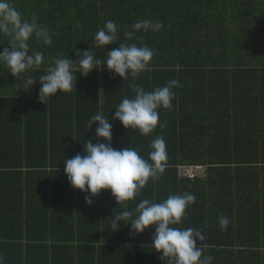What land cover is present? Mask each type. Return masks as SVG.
<instances>
[{
  "label": "trees",
  "instance_id": "16d2710c",
  "mask_svg": "<svg viewBox=\"0 0 264 264\" xmlns=\"http://www.w3.org/2000/svg\"><path fill=\"white\" fill-rule=\"evenodd\" d=\"M10 2L26 19L31 20L35 15L37 23L46 26L52 33V43L45 46L35 39L29 42L30 53L32 50L44 53V63L35 71L29 70L15 78L6 66H0V93L3 95L7 91L6 94H12V97L0 99V256L4 258V264H15L12 260L20 264H158L154 249L147 247L152 242L151 236L134 234L123 224L119 231L113 232L110 229L115 215L123 210L134 211L136 205L144 199L154 201L152 193L140 194L136 201L126 202L125 209L124 205L118 207L115 199L108 198L106 191H102L89 206L85 203L86 193L70 186L64 172V161L78 154L84 155L85 141H92L95 137L93 128L96 124L90 130L88 128V122L95 114L107 116L112 130H118L117 138L114 136L116 142L111 140V147L116 150H123L126 145L141 147L139 155L148 157L150 151L145 150V144L139 142L142 137L138 131L129 129L126 133L124 127L119 129L116 120L112 123L111 113L114 115V110L126 96L135 93L133 84L145 87L146 91L162 87L174 74L177 64L184 65L181 68L198 67L205 80L209 77L207 71L202 70L203 67L210 69L213 81L217 79L219 71L223 75V67L229 64L242 67L234 74L236 77L252 78L253 81L258 78V95L252 99L249 97L248 101L242 98L241 106L234 105L236 113L239 114L240 109L237 121L241 113L248 114L252 117L250 120L256 122V127L258 119V127L246 129L242 135L236 134L237 145L242 146L236 149V158H232L231 150H210L209 153L211 157L221 153V159L225 161L231 158L250 161L246 163L242 177H234L235 191L229 179L223 173L220 174L224 178V185L220 188L225 197L223 206L245 198L250 203V197L254 194L244 192L243 187L251 185L254 189L257 187L259 195L255 204L260 207L264 200V184L257 183L262 179L261 175L253 181L256 167L251 164L264 163V0ZM108 20L117 24L120 39L103 51L93 47L94 38ZM138 20L162 22L164 27L158 32L135 33L131 40L126 39L124 33L133 31L132 25ZM120 43L147 45L154 51L150 69L141 73L135 81L130 76L123 80L106 69L93 71L87 77L79 76L77 71L74 73L78 77L74 81L76 87L62 95L58 92L46 105L38 99V81L27 91L24 88L26 76L38 80L57 58L68 56V59L78 63L77 51L91 49L99 59H104L107 52L118 48ZM7 46L8 39L0 36V52ZM251 67L250 71H246ZM8 104L14 114L6 112L3 115ZM165 115L171 116L170 120L173 118V112ZM11 122H14L13 128H9ZM21 128L25 130L27 140L18 141L20 146L13 153L4 149L5 137L2 133ZM8 135L12 141L14 133ZM94 143L103 142L95 140ZM170 153L174 157L173 162L177 164L189 156L190 161L196 158L192 151L190 153L183 148L179 149L177 145ZM173 166L168 171V177L165 176L161 182L164 188L177 186L178 169ZM24 168H36L34 172H43L25 182L19 177ZM210 169L216 175L219 173L217 165H211ZM3 173L7 178H17L10 188L2 186ZM211 185L214 189L217 183ZM131 222L129 219L125 223L130 225ZM152 230L155 231V227L152 226ZM260 230L261 224L254 221L243 230L244 234H251V238L243 239L239 236L238 239L261 241ZM212 233L217 235L214 231ZM213 234L209 235V239L218 236L213 238ZM201 242L203 244L200 246L206 245L205 241ZM218 242L211 241V247H219ZM24 245L27 247L24 248ZM215 251L212 264H264L261 258L264 249L257 250L258 259L246 256V250L243 249L239 251L238 258L225 255L221 249ZM10 252H16L17 257L12 259L6 255Z\"/></svg>",
  "mask_w": 264,
  "mask_h": 264
},
{
  "label": "clouds",
  "instance_id": "9594fccd",
  "mask_svg": "<svg viewBox=\"0 0 264 264\" xmlns=\"http://www.w3.org/2000/svg\"><path fill=\"white\" fill-rule=\"evenodd\" d=\"M37 19L35 15L31 20L26 19L10 0H0V36L8 39V46L0 52V66H6L15 78L29 70L35 71L44 63L42 51L32 50L30 53L29 42L32 39L45 46L52 43V33L46 26L38 24ZM163 27L162 22L138 20L132 25L133 31H126L124 35L126 39L131 40L135 33L158 32ZM119 39L117 24L108 20L96 33L93 47L104 51ZM76 55L79 57L78 63L68 59V56L55 59L53 66L48 67L46 74L38 80L26 76L25 90L38 81V99L46 105L58 92L62 95L76 87L74 81H77L78 77L74 73L77 71L79 76L87 77L93 71L106 69L123 80L130 76L135 81L141 73L150 69L154 51L147 45L120 43L118 48L108 51L104 59H99L91 49L77 51ZM178 86L177 80H170L163 87L146 91L143 87L133 84L134 98H124L114 110L112 119L119 121L127 132L132 129L148 136L158 125L159 110L171 109L174 98L172 89ZM97 123V139L108 143L94 144L91 140L85 141L83 156L78 154L64 161L65 175L74 190L86 193L87 205L90 206L93 198L102 191H110L118 207L124 205L127 209L126 202L139 195L150 179L157 178L165 171L166 142L162 136L153 139L146 160L131 146L123 150L111 147L112 125L107 116L93 115L88 122L89 130ZM160 127L164 125L160 124ZM195 199L191 193L170 195L161 203L144 199L136 205L134 211L123 210L115 215L110 229L113 232L119 231L123 224L139 235L155 226L151 246L154 252L161 254V260L167 261V264H212L214 258L203 256L202 247H197V241L205 238L199 230L173 227L181 223L187 207L193 204ZM129 219L132 220L130 225L125 223ZM218 222L221 229H226L229 224L225 216H221ZM0 264H4L2 256Z\"/></svg>",
  "mask_w": 264,
  "mask_h": 264
},
{
  "label": "crops",
  "instance_id": "0c3cea01",
  "mask_svg": "<svg viewBox=\"0 0 264 264\" xmlns=\"http://www.w3.org/2000/svg\"><path fill=\"white\" fill-rule=\"evenodd\" d=\"M181 66L184 65H175L174 74L169 78L170 80H177L179 82V86L172 89L174 98L172 100L171 109L159 110L160 115L158 125L153 133L148 136H143L138 131L139 136L142 137L140 138L139 142L145 144L144 148L147 151H151L150 145L153 139L158 136H162L164 138L167 150L165 171L162 174H159L157 178L150 179L146 186L140 190L139 195L134 197L133 202L136 201V198L140 197V194L143 195L152 193V198H154V201L152 202L161 203L160 199L163 202L170 195H183L184 193H191L196 198L195 202L187 207L179 227H190L197 229L204 235L205 238L202 241H205L206 245L201 246L203 249V256H212L215 258V249H221L225 252V255L238 258L239 251L243 249L246 250V256H249L252 259H258L259 254L257 250H259V248L261 251L264 249V241H262L264 224V200L260 205L262 208H258V206L255 204V201H257V196L259 195L258 191L256 192L257 187L254 189L251 185H246L243 187V191L248 194H254V196L251 195L250 197V203L247 201V198H245L241 201H235L232 204L233 206H223L225 202L223 200H225V197L222 195L220 188L224 183V178L220 176V174L223 173L224 177H226L227 180H230H228V182L229 184L232 183L233 191H235L236 180L234 177H236V179L242 177L246 163L250 162L247 159H241L239 161L232 159L236 158V149L242 148V146L237 145L238 138L236 137V134L242 135L245 133L246 129H256L258 127V119L255 118L257 121V127L256 122L254 123L252 120H250L252 117H250L248 114L241 113L238 119L239 121H237L236 118L240 114V109L239 114L236 113V108L234 105L241 106L242 98L248 101L249 97L252 99L254 96H257L259 80L257 78V81H253L252 78L242 79L234 76V74H236V72L242 68L238 67L239 65L237 64H229L227 67H223V75L220 74L219 71L217 74V79L213 81H211L212 77L208 67H203L202 69L207 71V77H209L207 80H205V78L202 77L198 67L187 66L185 68H181ZM251 69L252 67L247 68L246 71H250ZM226 71L228 73H226ZM169 79L167 82L170 81ZM164 84L162 87L166 85ZM144 89L146 88L144 87ZM6 92L3 95L0 93V99H3L4 97H12V94H6ZM134 96L135 93L131 96H126V98L132 99ZM9 108L10 105L8 104V109L3 111V115L6 112L14 114V112L9 110ZM169 112H173V118L171 120V116L165 115ZM112 113L111 116L113 117ZM252 113L254 114L253 109ZM255 113L257 115L256 111ZM114 122L115 120L112 121V123ZM13 124L14 122H11L9 128H13ZM160 124H163L164 127H160ZM97 127L98 123L93 129L96 130ZM117 127L120 129L123 126L117 121ZM117 131L114 132V130H112V141H114V136L117 138ZM10 133H14V138L12 141L8 135ZM126 133H128L127 130ZM2 136L5 137L3 142L5 145L4 149L7 148L12 153L15 152L20 146L18 141L27 140L25 130L22 128L14 130L13 132H3ZM95 140H98L96 134L92 142L94 143ZM98 141L105 143L103 140ZM248 143L249 141L247 144ZM175 145H177L179 149L183 148L190 153L192 151L193 154H196V158H192L190 161L191 156H189L184 162H180L178 164L174 163V157L171 156L170 150H173ZM127 147L128 146L126 145V148ZM135 149L142 150L141 147H136ZM210 150H231L232 160L230 159L231 161H225L224 159H221V153H215L214 156L211 157V154L209 153ZM140 156L146 160L148 159V157H145L144 155ZM196 163L209 166L217 165L219 173L216 175L215 171L210 169L209 177L206 182L194 183L192 181H181L185 182L184 185H186L183 189L175 185L170 188L162 187L161 182L165 176L168 177V171L173 169L171 167L172 165H174L173 167L177 170V167L180 165H193ZM251 165H255L256 167V169L253 171L256 172L254 173L255 176L252 178L253 181H255L258 177L260 178L261 175L262 179L257 183L264 184V163L259 162ZM35 170L36 168H24V171L21 172L22 175L19 176L20 179L23 181L26 180L25 182H27L29 178H33L34 176L40 175L43 172H34ZM248 171L249 170L247 169V172ZM12 173L20 175L17 172ZM16 180L17 178H14L13 176H9V178H7L6 174L3 173L2 186L10 188L12 183L16 182ZM212 183H217V186L214 189L211 188ZM167 191H170V193H167ZM173 191H176L177 193L175 194ZM106 196L110 199H114L111 196L110 191H106ZM221 216H225L229 220V224L226 229H221L219 225L218 221ZM254 221H258V223L261 224V230L259 234L261 241H255L254 239H251L252 241H239V236L243 237V239L251 238V234L247 233L246 235L243 233V230ZM176 226L177 225L173 227ZM212 231L217 233L218 236L216 235V237ZM255 232H257L256 224ZM153 234L154 230H152V227H150L139 235H148L152 237ZM211 234L214 235L213 238H216H210V240L209 235L211 236ZM211 241H219V247H211ZM151 243L148 244V249H153ZM225 243L231 244L225 245ZM200 244H203V242L197 241V247H199ZM23 247L25 248L27 245H24ZM261 254V258L264 259V254ZM6 255H9L12 259L17 257L16 252L6 253ZM154 257L158 264H167V261L161 260L160 253H156ZM12 261L15 264H20L19 261Z\"/></svg>",
  "mask_w": 264,
  "mask_h": 264
},
{
  "label": "rangeland",
  "instance_id": "374dc122",
  "mask_svg": "<svg viewBox=\"0 0 264 264\" xmlns=\"http://www.w3.org/2000/svg\"><path fill=\"white\" fill-rule=\"evenodd\" d=\"M211 166L205 165V164H193L191 165L190 169L188 172L184 175L178 174V181L177 182V187L179 188H184L186 185H184L185 182L181 181H192L194 183L198 182H206L209 177V170ZM178 169V167H177Z\"/></svg>",
  "mask_w": 264,
  "mask_h": 264
},
{
  "label": "built area",
  "instance_id": "2783aa9c",
  "mask_svg": "<svg viewBox=\"0 0 264 264\" xmlns=\"http://www.w3.org/2000/svg\"><path fill=\"white\" fill-rule=\"evenodd\" d=\"M191 165H180L178 166V174L180 175H184L188 172V170L190 169Z\"/></svg>",
  "mask_w": 264,
  "mask_h": 264
}]
</instances>
